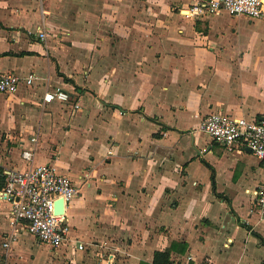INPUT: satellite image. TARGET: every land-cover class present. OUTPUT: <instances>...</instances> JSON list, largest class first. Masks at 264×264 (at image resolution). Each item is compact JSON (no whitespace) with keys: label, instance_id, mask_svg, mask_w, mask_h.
Returning a JSON list of instances; mask_svg holds the SVG:
<instances>
[{"label":"crops","instance_id":"crops-1","mask_svg":"<svg viewBox=\"0 0 264 264\" xmlns=\"http://www.w3.org/2000/svg\"><path fill=\"white\" fill-rule=\"evenodd\" d=\"M41 1L0 0V74L37 78L0 93V171L34 150L78 194L65 244L23 231L5 249L0 191V264H264V161L199 131L216 112L264 118V20L188 18L198 0ZM54 88L71 104L44 105Z\"/></svg>","mask_w":264,"mask_h":264},{"label":"built area","instance_id":"built-area-1","mask_svg":"<svg viewBox=\"0 0 264 264\" xmlns=\"http://www.w3.org/2000/svg\"><path fill=\"white\" fill-rule=\"evenodd\" d=\"M41 2L43 3V0ZM41 12L44 13L43 8ZM220 13L242 16L250 20H264V2L198 0L190 8L183 10L184 15L194 20H202ZM49 34V28L43 25L36 35L40 41L47 42ZM36 80L35 75L21 78L12 74H0V93L15 95L22 85L31 87ZM72 99L70 94L60 88L48 89L43 96V104H71ZM79 109V104L73 106V112ZM199 131L229 151L242 149L264 161V120L232 117L216 112L202 119ZM31 141L35 144L37 138H32ZM111 154L112 152H109V155ZM22 159L28 164L25 171L6 169L3 172L5 184L1 194L11 206L9 220L12 227L3 247L9 249L19 233L26 231L40 244L59 248L68 240L70 226L66 219L67 208L77 196L78 186L67 176L60 174L54 165H34V150H24ZM1 167L0 161V169ZM58 200L64 202V214H56ZM254 205L259 211L260 220L264 222V184L256 195ZM78 248L85 249L83 244H79Z\"/></svg>","mask_w":264,"mask_h":264},{"label":"trees","instance_id":"trees-1","mask_svg":"<svg viewBox=\"0 0 264 264\" xmlns=\"http://www.w3.org/2000/svg\"><path fill=\"white\" fill-rule=\"evenodd\" d=\"M4 188V175L3 172L0 171V191ZM161 259L164 260L161 263ZM155 262L157 264H171L169 261V256L167 254L159 253L156 255Z\"/></svg>","mask_w":264,"mask_h":264},{"label":"water","instance_id":"water-1","mask_svg":"<svg viewBox=\"0 0 264 264\" xmlns=\"http://www.w3.org/2000/svg\"><path fill=\"white\" fill-rule=\"evenodd\" d=\"M262 120H264V118ZM64 213H65L64 202L63 200H58L56 202V214H64Z\"/></svg>","mask_w":264,"mask_h":264},{"label":"rangeland","instance_id":"rangeland-1","mask_svg":"<svg viewBox=\"0 0 264 264\" xmlns=\"http://www.w3.org/2000/svg\"><path fill=\"white\" fill-rule=\"evenodd\" d=\"M36 8H37V9H38V11H39V6H37V5H36Z\"/></svg>","mask_w":264,"mask_h":264}]
</instances>
